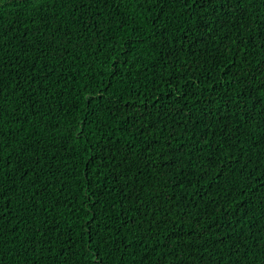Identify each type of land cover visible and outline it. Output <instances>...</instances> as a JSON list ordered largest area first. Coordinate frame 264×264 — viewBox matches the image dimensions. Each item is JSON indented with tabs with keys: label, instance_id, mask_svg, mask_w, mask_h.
<instances>
[{
	"label": "trees",
	"instance_id": "obj_1",
	"mask_svg": "<svg viewBox=\"0 0 264 264\" xmlns=\"http://www.w3.org/2000/svg\"><path fill=\"white\" fill-rule=\"evenodd\" d=\"M18 3L19 0H4V3L0 4V27L6 33L5 43L9 45L5 49L6 55L2 74L4 83L9 86L13 93L6 103L7 112L4 114L6 121L4 127L6 130L13 129L17 132L14 140L9 137L11 147L6 148V152L13 153L11 157L13 164L19 165L20 160L24 161V166L15 171L17 180L13 187H23L33 178L30 169L37 154L46 157V168L40 173L41 187L36 190L40 193L39 201L48 208L52 207V202L57 198L62 204L72 200L77 209H80L81 203L84 209L90 206V202L84 199L88 190L85 183L90 180L92 186H95L99 184L100 180L106 178L104 173L101 174L99 179L93 174L97 169V165L102 163L101 161H96L94 164L88 161L90 154L88 149H91L98 141L106 144L108 140H115L119 137V142L124 144L130 142L132 137L136 136L138 142L135 144V148L139 151L144 137L151 139L149 134H160L157 129L151 126L153 123H158L160 128L167 127L168 131L175 130L176 139L173 143H181L182 141L181 147H184V145L193 147L191 138L194 134L199 137L215 130L217 133L216 139L219 140L220 129L225 127L223 117L227 107H231L233 111L237 110L235 104L226 106V101L219 99L218 103L221 107L216 110V115L221 117L219 121L214 123L212 120H205L204 124H210L211 128L204 127V124L199 127L192 124V120L199 117L200 112L203 111L200 108L203 98L214 89H219L220 85H223L224 88L229 87L227 81L231 77L224 75L219 69H224L229 60L235 59V57L228 53L226 57H221L224 64H219V61L213 58L211 53L216 52L214 46L217 43L216 37L220 38L218 42L222 47L223 44L229 43L224 39V33L229 32V30L232 34L236 33V29L231 27L232 20L230 17H225L220 21L224 25L223 28L218 29L213 25V34L207 40L206 46L195 49L198 55H194L185 46L184 52L179 54L178 59L176 56L169 59V50L160 41L161 39L171 40L173 36L177 38L180 36V33L176 32L175 29L177 26H184V18L181 15L183 5L181 3L166 4L164 16H159L158 10H154L152 13L159 16L160 21L168 24V36L166 38L153 36L143 44L136 43L134 46L127 43L122 32L110 30L106 31L104 36L100 35V31L108 28L107 23H101V21L109 12L115 11L114 7L105 8L103 14H101L95 11L101 5H93L92 14L95 19L89 23V13L76 11L79 5L71 3H66L63 7L57 5L58 12L57 8L50 5L44 13L48 20L45 24L42 19L36 18L34 10L27 6L19 7ZM247 11L251 19L247 20L246 23L249 25L250 31L256 32L264 24V20L261 19L264 17V0H254ZM173 12H175V15H172ZM75 16H83L84 24H87V28L91 29V33L81 23L74 20ZM33 20H35V23ZM95 24L100 25L99 30L93 27ZM37 25H39V28ZM112 29H115V23L112 24ZM68 32H71L70 36L66 35ZM79 34L83 35V39L80 38ZM141 35L148 36V32L141 33ZM245 35H247V32H245ZM88 41H91V43L89 44ZM153 41L156 42L154 47L152 46ZM238 43L239 41H237ZM121 44H123V47L120 46ZM93 49L96 50L94 61L91 59ZM85 50L90 54L88 57L84 55ZM241 50H243L242 47ZM37 57L39 59H36ZM116 58H119L121 62L118 66L112 63V60ZM205 58L211 61L206 64L207 68H214L217 65H219V68L215 72L205 71ZM124 61L128 63L124 64ZM185 61L188 63L185 64ZM45 62L48 63L49 68L54 70L51 76L54 84L48 93L44 91L39 93V97H42L43 100L36 99V108H34L33 101L29 100L26 95L21 96L15 91L18 86L27 88V85L23 84L21 80V75H17V73L22 74L23 72L19 67L21 64L27 66L35 63L39 67ZM133 64H135V67L130 68ZM181 64H185V67H181ZM197 64L202 67L197 68L195 73L190 70L186 72L188 65L196 67ZM145 65H147V68ZM89 66L92 71L83 72L81 70ZM114 68H118L119 75L113 72ZM27 70L31 71L32 69L28 68ZM110 73L112 74L110 75ZM137 75L139 76V88L135 86ZM173 75L176 79L172 78ZM157 76H162L163 79H157ZM209 76L214 77V79H205ZM149 77H152V79ZM196 77H199V79H196ZM186 78L190 81L188 89L183 87ZM154 79L157 86L155 93L149 91L153 87ZM17 81H20V85L17 84ZM178 84L181 86L179 90L188 91L190 89L186 100H180L179 90L177 92L172 91V89H176ZM84 85H87L86 90L82 87ZM105 85L110 87L106 88ZM65 88L68 89L67 92H64ZM27 91L31 92V89L27 88ZM221 94L222 90L217 92L218 96ZM32 95L34 98L37 97V93ZM89 95L97 97V100L93 102L98 105L95 108L93 105L86 106V99ZM228 95L236 97L241 105L245 103V100L238 97L235 91L229 92ZM77 96H79V99L76 98ZM99 96H103L105 99L100 100L98 99ZM118 97L121 98L119 103H117ZM109 99L114 103L108 104V108L120 107L122 101H127L128 104H123V111H117L113 116V113L105 108ZM177 101H179V104L176 103ZM133 102L139 105L135 111L128 107ZM153 104L156 107H153ZM180 104L185 106L183 112H179ZM17 107L21 110L13 111ZM189 108L192 109L191 113L188 112ZM37 109L39 114L32 115ZM101 109H104V111H101ZM94 111L99 114V119L93 115ZM125 114H127V119H125ZM85 120L87 123H83ZM104 121H107V124ZM245 121H247L246 115ZM129 122L132 124L130 133L128 132ZM81 127L89 132V135L87 138L80 137L77 141L75 137L78 135L77 130ZM145 129L147 131H144ZM109 133L112 135H109ZM164 138L166 137L162 135V141ZM21 142L23 143V151L18 147ZM210 143H212V148L209 149L205 145L204 152L198 153L199 159L197 161L198 165L209 169L208 175L205 177L203 173L198 172L202 176L201 180L197 181L195 177H192L191 184L185 181L182 188L170 185L167 189L168 195H175L179 198L181 208L195 213L198 218L203 209L212 206L209 197L217 199V207L225 203V199L220 198L223 196V192L217 195L218 188L214 186L216 178L213 175V166L209 165L205 157L209 156L210 152L215 151L218 158L216 170L224 169L225 176H227L228 172L225 165L233 163L232 156L237 152L236 149H228L227 147L219 151L217 150L219 149L218 143L213 141H210ZM156 147L159 148L160 145H156ZM184 151L187 154L188 148H185ZM193 151L195 152L194 147ZM17 157L20 160H17ZM186 158L185 155L182 160ZM219 161H224V164H220ZM5 168H7V165H5ZM24 171H27V175L21 176V172ZM174 171L183 173L187 169L184 168L183 163H180L178 169ZM104 172H111V169L106 168ZM61 173L64 175H61ZM53 174H55V178ZM113 176H115L114 173ZM61 181H64L68 190L58 191L61 188ZM115 183V179H111L109 187ZM44 184L48 185L47 193L43 191ZM116 187L119 188L120 185L116 184ZM156 190L160 191L161 195H165L164 189L159 185H157ZM224 190L227 191V185L224 186ZM99 192L100 189H97V193ZM9 195H12V193H9ZM118 197V192H105L102 196V202L107 200L108 204H111V201ZM201 197L204 198V202L201 201ZM91 199L95 200L96 196H92ZM227 199L230 200L231 197ZM160 203L164 204L165 207L169 206V202L166 200H162ZM197 205L201 206L199 210ZM104 206L108 207V205ZM152 207L145 204L143 211L151 212ZM125 209H128L127 214L134 219L137 217L144 219V226L145 228L148 227V219L141 213L136 212L132 205L125 202ZM11 210L13 213L19 214V205L16 204L15 200L11 203ZM61 211L64 213L62 216L55 211L52 212V215H49L43 209L38 211L32 209V211L23 215L22 219H13L12 223L17 225V230L20 232V239L16 238V232L7 234L4 244L5 251L2 258H0V264H74L76 257L68 252L63 244L68 242V234L71 233V241L75 243L77 249L83 251L84 245L82 242L87 240V233L83 231L81 219H77L71 229L67 228L68 212L64 208H61ZM173 211L179 213V209L173 208ZM82 212L83 209L77 211V217H82ZM117 213L123 217L125 210L113 205L109 211V216L104 217L101 222L100 228L104 229L105 223L113 225ZM34 216L37 219L31 218ZM54 217L55 221L59 222L56 225L57 228L61 224L65 225L63 229H60V234L52 230L53 224L50 221H53ZM109 217L113 218L110 219ZM256 217H260L259 210H256ZM221 219L218 215L214 220L204 215L199 225V227H203L204 224H207L210 230L209 235L202 241L200 247V253L203 254L202 264H236L238 249L242 253L249 254L247 260H241L240 264H264V218H261L256 224L252 220L245 219L242 224H233L231 228H227L226 225L222 224ZM24 220H27L28 225L31 226L30 228L25 226ZM5 223L7 222L5 221ZM171 227L173 225L169 223L168 227L165 228V232ZM225 228L229 233L228 236L223 235ZM233 228L235 231H233ZM113 231L115 230L113 229ZM40 232H45L47 234L46 238L40 237ZM101 235H105V231H102ZM120 235L123 236L124 233ZM155 236L156 234L153 232V235L143 240V242H140L134 235L128 237L134 241L128 251L123 250L125 242L116 240L113 243L110 240L108 244L100 248V253L104 256V264H160V256L164 252V248L157 242ZM159 238H165L164 232L159 234ZM41 239H45L46 242L42 248L39 243L35 244L38 251H34L33 247H29V243ZM99 239L97 237L96 241L99 242ZM24 240H27L28 243H24ZM48 241H51V247L56 253H65L67 260L60 257H49ZM220 241H223V243ZM117 244L120 245L121 251H116ZM92 247L95 249L96 244L93 243ZM121 252L123 253V260H121ZM200 253L196 255L197 262L201 260ZM93 254L94 252L88 255ZM145 255H147V259L144 258ZM38 257L40 258L38 259ZM80 264H91V262L81 258Z\"/></svg>",
	"mask_w": 264,
	"mask_h": 264
},
{
	"label": "snow or ice",
	"instance_id": "obj_2",
	"mask_svg": "<svg viewBox=\"0 0 264 264\" xmlns=\"http://www.w3.org/2000/svg\"><path fill=\"white\" fill-rule=\"evenodd\" d=\"M4 0H0V4H3ZM71 3L73 5H79L76 8L77 12L83 11L89 13V23L95 16L92 14L93 5H101L95 9L96 12L103 14L105 8H115L114 12H109L104 16L101 23H107L108 28L100 31V35L104 36L106 31L122 32L124 39L128 44L133 46L136 43L143 44L146 40L151 39L153 36H168V24L160 21L159 16L165 15V5L181 3L183 5L182 17L184 18V26H177L176 32L180 33L177 38L172 37L171 40L161 39V43H164L169 50V59L173 56L179 58V54L184 52L185 46L194 55H198L195 49L198 47L206 46L207 40L213 34V25L216 28H223L224 25L220 23L225 17H230L232 20L231 27L236 29V33L232 34L231 31L224 33V39L229 43L220 46L219 37H216L217 43L214 45L216 52L211 53L212 57L219 61V64H224V60L221 57H226L228 53H231L235 59L229 60L224 69H219L224 75L231 77L227 81L229 87L224 88L220 85L219 89H214L208 93L202 100L200 108L203 111L200 112V116L192 120V124L195 127H199L204 124L205 120H212L214 123L219 121L221 117L216 115V110L220 109L219 99L226 101V106L235 104L236 111H233L231 107H227V111L223 117V123L225 127L220 129L219 140L216 139L217 133L212 130L209 134L200 135L199 137L193 135L191 138L193 147L184 145L183 143H173L176 139L175 130L168 131L167 127L160 128L158 123H153L151 126L157 129L158 135H151V139L144 137L142 147L139 151L136 150L135 144L138 142V137L133 136L130 142L121 144L120 138L115 140H108L107 143L97 142L89 151L88 161L95 163L101 161L102 163L97 165L96 171L93 173L97 179L104 173L105 179L100 180L99 184L92 186V182L89 180L85 183V187L88 189L85 193L84 199L90 202V206L84 209L81 203L80 209H83L82 217H77L76 213L80 209H77L72 200H68L66 204H62L57 198L52 202V207H46L39 201L40 193L37 192V188L41 187L40 180L41 175L46 168V157L44 155L37 154L34 158L31 172L32 179L25 186L13 187L16 184L15 171L24 166V161L20 160L19 165L13 164L12 152H6V148L11 147L9 137L15 139L17 132L13 129H5L6 123L4 114L7 112L6 103L10 96L13 95L9 86L4 83L3 77V63L6 55L5 49L9 46L5 43L6 33L3 28L0 27V258H2L5 251L4 244L9 232H16V238L20 239V232L17 230V225L12 223L13 219H22L23 215H26L32 209H43L52 215L55 211L58 215H63L61 208H64L68 212L67 228L71 229L77 219H81L83 231L87 233V240L83 241V251L76 248L75 243L71 241V233L68 234V242L63 244V247L71 252L76 257L74 264H80L81 258L84 260H90L91 264H104V256L100 253V248L108 244L111 240L113 243L116 240H120L124 243L123 250L128 251L133 245L134 241L129 239L130 236H135L143 242L148 239L155 232L157 242L163 246L164 252L160 256V264H202L203 254L200 253V247L202 241L209 235L208 225L204 224L203 227H199L204 215L209 216L213 220L218 215L221 217V223L226 225L227 228H231L233 224H242L245 219L252 220L254 224L258 223L261 218H264V24L256 31L249 30V25L246 23L250 20V14L247 9L252 6L254 0H19L18 6L34 10L37 19H42L47 24V16L44 15L45 10L51 5L57 8V12L64 4ZM158 10L159 16L153 15V11ZM175 15V12L172 13ZM264 20V17L261 18ZM74 20L81 23L83 27L91 33V29L87 28V24H84L83 16H75ZM118 21V22H117ZM35 23V20H33ZM115 23V29H112V24ZM159 25V27H157ZM39 28V25H37ZM93 27L100 29L99 24L93 25ZM148 32V36H143L141 33ZM247 32V35H245ZM70 36L71 32L66 33ZM83 39V35L79 34ZM174 41V42H173ZM237 41L239 43L237 44ZM51 43V41H49ZM90 44L91 41H88ZM153 41L152 46H155ZM123 47V44L120 45ZM241 47L243 50H241ZM235 49V51H233ZM102 51V48H101ZM96 50L93 49L91 59L94 61ZM46 55V53H45ZM85 57L90 54L87 50L84 52ZM251 57V59H249ZM258 57V58H257ZM36 59H39L38 57ZM111 59V58H110ZM211 61L205 58L204 70L208 72H215L219 65L214 68H207L206 64ZM115 65H120L119 58L112 60ZM124 61V64H127ZM175 63V62H174ZM188 62L185 61V64ZM185 64H181V67H185ZM20 69L23 70L17 75H21L23 84L27 85V88L31 89V92L27 91V88L18 86L16 92L21 96L26 95L27 98L33 101V107L36 108V99L43 100L39 97V93L44 91L49 92V89L53 87L54 82L51 80L53 69L48 67V63L45 62L39 67L35 63L31 65L21 64ZM135 67V64L131 65ZM147 68V65H145ZM202 67L197 64L196 67L188 65V70L195 73L197 68ZM32 69L31 71L27 70ZM225 69H227L225 71ZM83 72L92 71V68L86 67L81 69ZM138 71V70H137ZM113 72L119 75L118 68H114ZM101 74V73H98ZM112 73H110L111 75ZM131 75V73H129ZM152 79V77H149ZM157 79H163L162 76H157ZM176 79L175 75L172 77ZM199 79V77H196ZM205 79H214L209 76ZM167 83H170L166 81ZM190 81L185 79L184 89H188ZM20 85V81H17ZM135 86L139 88V76L137 75ZM85 90L87 85L82 86ZM106 88L110 87L105 85ZM208 86L206 85V88ZM181 86L178 84L176 89H172L173 92H177ZM157 86L155 79L153 80V87L149 91L155 93ZM222 90L220 96L217 92ZM68 89H64L67 92ZM75 91V90H73ZM235 91L237 96L245 100V103L241 105L236 97L228 95L229 92ZM190 92L179 90L180 100H186ZM33 93H37V97H33ZM110 95H112L110 93ZM130 95V93H129ZM79 99V96L76 97ZM199 99V97H197ZM100 100L105 99L103 96H99ZM162 99V98H160ZM97 100V97L89 95L86 99V106L95 105L93 102ZM121 100L117 98V103ZM114 101L109 99L105 108L109 112L123 111V104H128L127 101H122L120 107L115 109L108 108V104H113ZM179 104V101L176 102ZM42 106V105H41ZM156 107L155 104L152 105ZM128 107L135 111L139 105L135 102L129 104ZM185 106L180 104L179 112L184 111ZM17 107L13 111H20ZM62 111L64 109H61ZM104 111V109H101ZM188 112L191 113L192 109L189 108ZM39 110L33 112L32 115H38ZM93 115L99 119V114L95 111ZM245 115L247 121H245ZM127 119V114H125ZM234 121V123H233ZM83 123H87L85 120ZM107 124V121H104ZM204 127L211 128L210 124H204ZM132 124L129 122L128 132L130 133ZM71 130V129H70ZM257 130L259 134L257 135ZM78 135L75 139L78 141L80 137L89 135V132L85 131L83 127L77 130ZM144 131H147L145 129ZM109 135H112L109 133ZM162 135L166 138L162 141ZM213 141L219 144V151H222L225 147L228 149H236L237 152L232 156L233 163L225 165L228 175L225 176L224 169L216 170L217 157L215 151L209 153V156L205 157L209 165L213 166V175L216 178L215 187L218 188L217 195L223 192L221 199H225V203L218 205L216 198L209 197L211 200V207L205 208L201 211L198 218L195 213L188 209L181 208L179 198L175 195H168L167 189L170 185L174 187H183L184 182L189 184L192 182V177H195L197 181L202 179V176L198 174L203 173V176H207L209 169L204 168L197 164L199 159L198 153H202L205 150V145L211 149ZM250 142V143H249ZM91 143V141H89ZM156 145H160L159 148ZM246 145H248L246 147ZM21 151L24 150L23 143L18 145ZM188 148L187 154L184 149ZM186 155V159L182 160V157ZM54 158V156H53ZM183 163L184 168L187 171L180 173L177 170L179 164ZM220 164H224V161H219ZM7 165V168H5ZM238 166V167H237ZM110 168L111 172H104V169ZM113 173L115 176H113ZM27 171L21 172V176H26ZM54 178H55V174ZM61 175H64L61 173ZM111 179H115L116 183L111 184ZM79 182V181H77ZM222 182V183H221ZM116 184L120 187L117 188ZM159 185L165 191V195H161L160 191L156 190ZM227 185V191L224 190V186ZM97 189L100 192L97 193ZM67 185L64 181H61V188L58 191H66ZM43 191L47 193L48 185H43ZM105 192H118L119 197L113 199L111 204H108L107 200L102 202V196ZM12 193V195H9ZM96 196L95 200L91 197ZM231 197L230 200L227 198ZM15 200L19 205V214L13 213L11 210V203ZM166 200L169 202V206L165 207L160 202ZM7 201V203H5ZM201 201L204 202V198L201 197ZM125 202L132 205V208L136 212L141 213L149 221L148 227L145 228V221L139 217L133 218L127 214L128 209H125ZM206 203V202H205ZM145 204L151 205V212H144L143 207ZM104 205H108L105 207ZM115 205L125 210V215L120 216L119 213L115 214L113 225H107L105 228H100L101 222L104 217L109 216L111 207ZM200 205H197V209H200ZM173 208L179 209V213L173 211ZM7 209V211H5ZM256 210L260 211V217H256ZM37 219V217H31ZM112 219L113 217H109ZM47 219V218H46ZM5 221L7 223H5ZM42 223V222H41ZM53 224L52 230L60 234V229L65 227L64 224L56 225L59 223L50 221ZM169 223L173 225L167 232L165 228ZM26 227L28 225L27 220H24ZM227 228L223 230V235L228 236ZM113 229L115 231H113ZM105 231V235H101V232ZM233 231L235 229L233 228ZM164 232V239L159 238V234ZM124 233L123 236L120 234ZM34 235V234H33ZM40 237L46 238L45 232H40ZM99 237V242L96 238ZM28 243L27 240L23 241ZM46 242L45 239L34 240L29 243V247H33L34 251H38L35 248V244L39 243L41 248ZM223 243V241H220ZM49 243L48 256L60 257L67 260L65 253H56L51 247V241ZM96 244V248L93 249L92 244ZM71 245V246H69ZM116 251H121L120 245L117 244ZM238 251L236 264H240L241 260L246 261L248 253H242ZM93 255H88L93 253ZM200 253L201 260L197 262L196 255ZM40 257H38L39 259ZM147 259V255L144 257ZM121 260H123V253L121 252Z\"/></svg>",
	"mask_w": 264,
	"mask_h": 264
}]
</instances>
